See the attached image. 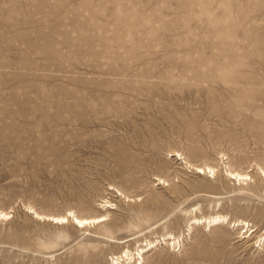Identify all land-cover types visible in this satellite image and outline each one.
Wrapping results in <instances>:
<instances>
[{
  "label": "rangeland",
  "instance_id": "obj_1",
  "mask_svg": "<svg viewBox=\"0 0 264 264\" xmlns=\"http://www.w3.org/2000/svg\"><path fill=\"white\" fill-rule=\"evenodd\" d=\"M260 168L264 0H0V264H264Z\"/></svg>",
  "mask_w": 264,
  "mask_h": 264
},
{
  "label": "bare ground",
  "instance_id": "obj_2",
  "mask_svg": "<svg viewBox=\"0 0 264 264\" xmlns=\"http://www.w3.org/2000/svg\"><path fill=\"white\" fill-rule=\"evenodd\" d=\"M177 154H178V152H175L173 155H177ZM188 166H191V164L188 165ZM193 168L195 169V171L199 175L200 174H205L207 172H209V173H213L214 172V168L210 167L208 165L207 166L204 165V167H203V166H198V165L195 164V166H193ZM260 171H261V173H264V169L260 168ZM227 174L229 175L230 179L236 180L239 184L241 182H244V181L249 180L251 178L247 173H241L239 171H234V170L233 171L232 170H227ZM157 179L159 180L160 177L157 178ZM110 206H111V203H109L107 200L104 199V200L100 201V207H104V209H106L107 207H110ZM27 209H28L29 212H31L33 214V216L38 217V218L42 217V218L47 219L48 221H51V222H54V223L63 224V221L64 222L69 221V218H70L72 224H74L76 227H81L83 229L86 226H89V225H92V224H95V223H99V222L104 221V220H106L108 218L107 212L104 213V214L102 213L101 215H98V216H93V217H84V216L80 217L79 215L77 216V214L73 213L74 211H71V210H68L67 213L63 214V215H61V214L60 215L59 214L58 215H47V214L39 213L38 211H36L32 207H27ZM8 214H9L8 211L0 210V219L4 218V217L8 218V216H9ZM226 220H227V218H226L225 215H219V214H217V215L215 214L214 215L213 214V215H209V216H206V217H202L201 216V218H196L195 217L192 222L193 223L200 222V223H204V225H209L210 226V225H215L218 222H223V221H226ZM234 223H235V221H234ZM251 233L248 236H246V234H245L244 237H249L251 235ZM164 239L165 238H163V240ZM263 241H264V234L260 235V237L256 240V243L258 242V245H260V243L263 242ZM175 242H177V241H175ZM152 243H153V241L152 242L151 241H145V244H143V245L146 246V245H150ZM143 250H144L143 247H140V248L137 249V255L140 257V259H142ZM110 258H111V263L110 264H120V263L123 262V259H125V260L127 259L128 260L129 258H131V254H130V252L127 249H124L121 252L120 255H113Z\"/></svg>",
  "mask_w": 264,
  "mask_h": 264
}]
</instances>
